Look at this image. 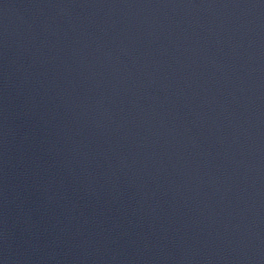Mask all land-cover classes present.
Segmentation results:
<instances>
[{
    "label": "water",
    "instance_id": "water-1",
    "mask_svg": "<svg viewBox=\"0 0 264 264\" xmlns=\"http://www.w3.org/2000/svg\"><path fill=\"white\" fill-rule=\"evenodd\" d=\"M0 264H264V0H0Z\"/></svg>",
    "mask_w": 264,
    "mask_h": 264
}]
</instances>
